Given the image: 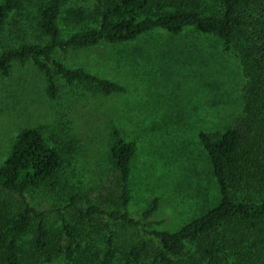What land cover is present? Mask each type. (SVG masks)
Returning <instances> with one entry per match:
<instances>
[{
	"label": "rangeland",
	"instance_id": "rangeland-1",
	"mask_svg": "<svg viewBox=\"0 0 264 264\" xmlns=\"http://www.w3.org/2000/svg\"><path fill=\"white\" fill-rule=\"evenodd\" d=\"M42 1L25 0L20 10L9 13L1 33L3 48L44 40L38 28ZM92 3L67 0L66 6ZM58 25L63 35L75 28L62 19ZM54 57L125 90L104 95L68 85L58 76L59 92L49 97L32 62H13L7 74L0 72V164L22 128H39L49 145H72L55 177L27 194L49 229L59 226L60 213L75 219L69 206L73 194L80 196L76 204L85 194L106 209L119 208L117 171L109 156L114 130L136 145L127 211L136 217L153 197L158 199L148 230L173 231L217 203V185L198 133L219 136L242 113L246 79L235 50L192 27L176 34L155 28L121 43L56 50ZM0 195L10 215L19 201L4 191ZM83 229L101 245L92 227ZM115 229L112 264H127V251L145 235L138 226L116 223ZM235 229L237 224L230 222V230ZM158 250L153 239L145 254L129 264H150ZM40 264H64V257Z\"/></svg>",
	"mask_w": 264,
	"mask_h": 264
},
{
	"label": "trees",
	"instance_id": "trees-1",
	"mask_svg": "<svg viewBox=\"0 0 264 264\" xmlns=\"http://www.w3.org/2000/svg\"><path fill=\"white\" fill-rule=\"evenodd\" d=\"M24 2H0V72L7 74L13 62H32L43 76L49 97L59 92L58 76L90 92L124 91L123 85L82 66L67 67L54 52L121 43L155 28L176 34L192 27L216 36L225 49L238 53L246 83L243 110L235 124L219 136L198 133L215 178L218 201L173 231L146 228L158 207L156 197L136 217L127 211L136 145L117 130L109 156L117 171L119 208L106 209L85 194L76 204L80 196L73 194L69 206L75 219L60 213L59 226L49 229L43 212L30 204L27 194L55 177L63 154H69L72 145L52 146L39 128L20 129L0 164V193L7 192L19 201L10 215L0 203V264H40L60 255L64 264H112L117 257L116 223L138 226L145 235L127 251V264L143 256L153 239L159 250L150 264H264V0H93L88 7L66 6L67 0H43L38 28L44 40L3 48L6 18ZM61 19L75 27L66 35L58 25ZM230 222L237 229L231 231ZM83 226L99 234L101 245L97 237L95 241L89 232L83 233Z\"/></svg>",
	"mask_w": 264,
	"mask_h": 264
}]
</instances>
